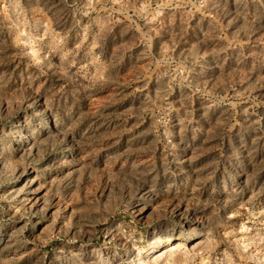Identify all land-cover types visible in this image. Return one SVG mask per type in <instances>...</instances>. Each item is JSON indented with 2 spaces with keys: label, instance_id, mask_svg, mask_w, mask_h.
<instances>
[{
  "label": "rangeland",
  "instance_id": "374dc122",
  "mask_svg": "<svg viewBox=\"0 0 264 264\" xmlns=\"http://www.w3.org/2000/svg\"><path fill=\"white\" fill-rule=\"evenodd\" d=\"M0 264H264V0H0Z\"/></svg>",
  "mask_w": 264,
  "mask_h": 264
}]
</instances>
